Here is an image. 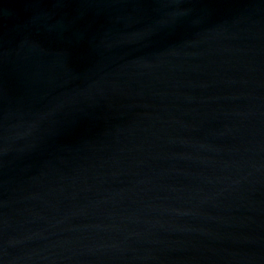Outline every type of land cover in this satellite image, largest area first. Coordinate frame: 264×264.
Returning a JSON list of instances; mask_svg holds the SVG:
<instances>
[{
	"label": "water",
	"instance_id": "1",
	"mask_svg": "<svg viewBox=\"0 0 264 264\" xmlns=\"http://www.w3.org/2000/svg\"><path fill=\"white\" fill-rule=\"evenodd\" d=\"M0 264H264V0H0Z\"/></svg>",
	"mask_w": 264,
	"mask_h": 264
}]
</instances>
